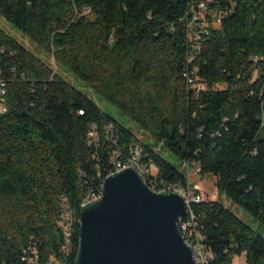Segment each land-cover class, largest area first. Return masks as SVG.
I'll list each match as a JSON object with an SVG mask.
<instances>
[{
  "label": "trees",
  "instance_id": "1",
  "mask_svg": "<svg viewBox=\"0 0 264 264\" xmlns=\"http://www.w3.org/2000/svg\"><path fill=\"white\" fill-rule=\"evenodd\" d=\"M201 4L221 23L196 41ZM0 17L158 144L0 27V264H75L81 209L135 146L158 170L150 188L188 186L165 149L264 227V0H0ZM182 221L206 264H264V237L222 202L192 204Z\"/></svg>",
  "mask_w": 264,
  "mask_h": 264
},
{
  "label": "water",
  "instance_id": "2",
  "mask_svg": "<svg viewBox=\"0 0 264 264\" xmlns=\"http://www.w3.org/2000/svg\"><path fill=\"white\" fill-rule=\"evenodd\" d=\"M187 215L180 194L154 192L134 168L117 172L80 212L75 264H196L180 229Z\"/></svg>",
  "mask_w": 264,
  "mask_h": 264
},
{
  "label": "rangeland",
  "instance_id": "3",
  "mask_svg": "<svg viewBox=\"0 0 264 264\" xmlns=\"http://www.w3.org/2000/svg\"><path fill=\"white\" fill-rule=\"evenodd\" d=\"M216 13V12H215ZM213 20L217 17V14H213ZM214 27L219 26L214 23ZM0 27H2L8 34L13 36L17 41L22 43L28 50L38 56L41 60L48 63L54 71H57L64 75V77L74 85L78 90L89 97L94 103H96L106 114L111 116L113 119L122 123L125 127L130 129L140 140L141 143H145L150 146H158L157 142L150 137L149 134L141 131L138 126L130 121L127 117L122 115L114 106L106 102L91 89H89L84 83L72 75L69 71L63 67H59L55 64L53 57L49 56L47 53L38 49L33 43H31L27 38H25L21 33H18L12 25L6 22L0 17ZM192 39L193 36L191 37ZM195 40V39H194ZM166 159L169 160L181 173L186 174L188 182L192 186H199V192L204 196L205 199L210 201H220L225 204L232 212L240 217L248 226H250L254 231L264 237V227L260 225L255 219H253L247 212L242 211L237 205L227 200L224 195L219 193L216 188V179L213 175H202L199 174L198 168H188L184 166L182 160L168 154L165 149L161 153ZM158 170L152 168L151 174L156 177ZM201 189V190H200ZM232 264H246L244 256L234 257Z\"/></svg>",
  "mask_w": 264,
  "mask_h": 264
},
{
  "label": "built area",
  "instance_id": "4",
  "mask_svg": "<svg viewBox=\"0 0 264 264\" xmlns=\"http://www.w3.org/2000/svg\"><path fill=\"white\" fill-rule=\"evenodd\" d=\"M206 6L205 4H201L200 5V12L196 13L193 17V20L191 22V27L196 28L197 31L194 32V34L190 33V37L193 36V38L197 41L198 40V34L199 33H203L205 32L208 27L210 26H215V24L220 25L221 23V18L220 16L215 17V19L213 20V15L210 16V18L212 19L211 21L208 20V17H206ZM3 95H4V90L0 89V113H4L5 107L3 104ZM132 153H133V158L132 160H130L128 163L126 164H120V163H116V168H123V170L125 169H129V168H134L139 176L142 178L143 182H148L149 181V176H153L151 174V170L152 168H155L153 165H145L141 163V157L143 154L142 149L139 146H135L132 149ZM156 169V168H155ZM199 171V170H198ZM151 189L158 193V194H169V193H178L180 194L184 199L185 202L188 206V214H189V210L192 204H198L201 203L202 201H204V196H202V194H200L199 189L196 186H192L188 183L187 187H182L180 185H172V186H165L164 184L162 185H152ZM100 194L96 197V196H90L88 197V203L92 202V201H96L97 199H99ZM69 210H68V206H66V204L63 206V217L62 220L59 223V226H61L65 231L67 230V227L69 226ZM183 219L180 220V229L183 232V235L186 234L189 230V228H191V224L189 223H183L182 221ZM185 238V236H184ZM186 240V238H185ZM66 245L64 247V249L66 251H69L70 247H71V239H70V234L67 232L66 234ZM186 242L192 246L193 250H194V254H195V262L196 264H206L207 260H208V255L205 253V251L203 250L202 246L195 242V241H188L186 240ZM38 260L37 259H31L29 264H37ZM47 264H69L67 262V260L65 261H57L53 258H51L49 260V262Z\"/></svg>",
  "mask_w": 264,
  "mask_h": 264
},
{
  "label": "bare ground",
  "instance_id": "5",
  "mask_svg": "<svg viewBox=\"0 0 264 264\" xmlns=\"http://www.w3.org/2000/svg\"><path fill=\"white\" fill-rule=\"evenodd\" d=\"M122 170H123V168H116V172H115V173L120 172V171H122ZM113 174H114V173H113ZM113 174H112V175H113ZM101 194H102V190H101ZM101 194H100V197H101ZM100 197H99V198H100ZM86 204H87V202H86ZM86 204H85V205H86ZM81 210H82V209H81Z\"/></svg>",
  "mask_w": 264,
  "mask_h": 264
},
{
  "label": "crops",
  "instance_id": "6",
  "mask_svg": "<svg viewBox=\"0 0 264 264\" xmlns=\"http://www.w3.org/2000/svg\"><path fill=\"white\" fill-rule=\"evenodd\" d=\"M197 188L199 189V186L197 185ZM201 190V189H200Z\"/></svg>",
  "mask_w": 264,
  "mask_h": 264
}]
</instances>
